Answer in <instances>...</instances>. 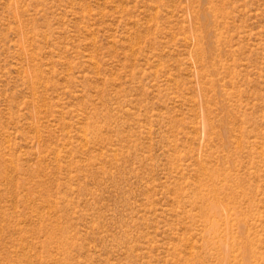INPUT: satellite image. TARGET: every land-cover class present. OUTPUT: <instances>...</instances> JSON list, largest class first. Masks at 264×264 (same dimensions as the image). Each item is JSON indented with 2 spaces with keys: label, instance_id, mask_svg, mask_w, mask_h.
I'll use <instances>...</instances> for the list:
<instances>
[{
  "label": "rangeland",
  "instance_id": "374dc122",
  "mask_svg": "<svg viewBox=\"0 0 264 264\" xmlns=\"http://www.w3.org/2000/svg\"><path fill=\"white\" fill-rule=\"evenodd\" d=\"M0 264H264V0H0Z\"/></svg>",
  "mask_w": 264,
  "mask_h": 264
}]
</instances>
